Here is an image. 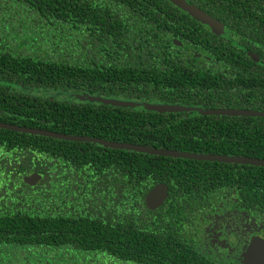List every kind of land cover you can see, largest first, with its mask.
<instances>
[{"label":"trees","instance_id":"16d2710c","mask_svg":"<svg viewBox=\"0 0 264 264\" xmlns=\"http://www.w3.org/2000/svg\"><path fill=\"white\" fill-rule=\"evenodd\" d=\"M186 1L226 35L168 0H0V122L264 160V117L214 112L264 111V0ZM159 183L168 198L149 210ZM214 192L264 216V167L0 128V264H221L199 255L190 231Z\"/></svg>","mask_w":264,"mask_h":264},{"label":"water","instance_id":"95a60500","mask_svg":"<svg viewBox=\"0 0 264 264\" xmlns=\"http://www.w3.org/2000/svg\"><path fill=\"white\" fill-rule=\"evenodd\" d=\"M170 3L185 11L189 16L194 18L196 21L207 25L211 28L214 33L219 32V25L217 20L206 15L200 8L196 5L188 3L186 0H168ZM256 61L258 60L255 56H252ZM76 99L89 100L95 102H101L103 104L118 105L124 107H139L142 106L146 110L158 111V112H187V111H199L204 113L200 108L192 106H182L178 104H167V103H149V102H138V101H129V100H120L115 98H106L101 96H87L75 94ZM215 113H224L229 115L241 114L244 116H260L264 117V111H214ZM0 128L11 130L15 132H22L34 135H41L52 137L56 139H63L69 141H85V142H94L99 143L105 147L117 148V149H126L131 151H136L140 153H147L150 155H161L174 158H184V159H193V160H206V161H217V162H226V163H236V164H248L264 167V160L243 156H226V155H214V154H196L189 153L177 150H167V149H158L155 147H147L142 145L128 144V143H117L102 140L99 138L88 137V136H78V135H68L63 133H58L54 131H49L45 129H37L33 127H25L20 125H15L6 122H0ZM40 179V176L37 174H31L28 177L24 178V181L30 185H35L36 182ZM167 185L163 183L156 184L145 196V205L149 210H155L160 207L164 201L167 199ZM242 264H264V239L261 237H254L251 239L250 244L244 251Z\"/></svg>","mask_w":264,"mask_h":264},{"label":"flooded vegetation","instance_id":"af4514ba","mask_svg":"<svg viewBox=\"0 0 264 264\" xmlns=\"http://www.w3.org/2000/svg\"><path fill=\"white\" fill-rule=\"evenodd\" d=\"M217 22L220 27L218 33H214L209 26L201 24L205 30L218 36H225L226 30L219 21ZM190 51L198 61L203 60L207 64L212 61L210 55L200 53L198 50ZM206 198L209 200L207 211L197 215L196 220H193L192 216L189 219L197 225L195 233L190 230L194 242L192 246L199 251V255L206 256L216 263L242 264L244 251L251 239L257 236L264 239V220L256 222L258 217L260 219L264 216L255 210L240 208L237 201L238 194L214 192Z\"/></svg>","mask_w":264,"mask_h":264},{"label":"rangeland","instance_id":"374dc122","mask_svg":"<svg viewBox=\"0 0 264 264\" xmlns=\"http://www.w3.org/2000/svg\"><path fill=\"white\" fill-rule=\"evenodd\" d=\"M259 220H260V222H262V221L264 220V218L261 217V218L259 219V217H258L257 220H256V222L259 223Z\"/></svg>","mask_w":264,"mask_h":264}]
</instances>
